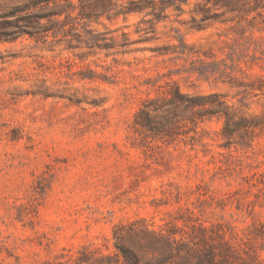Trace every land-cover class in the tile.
Returning a JSON list of instances; mask_svg holds the SVG:
<instances>
[{
    "label": "rangeland",
    "instance_id": "1",
    "mask_svg": "<svg viewBox=\"0 0 264 264\" xmlns=\"http://www.w3.org/2000/svg\"><path fill=\"white\" fill-rule=\"evenodd\" d=\"M32 1L0 0V264H124L117 240L168 264L152 243L192 237L264 264V0L211 5L203 29L204 0H83L102 14L42 39ZM175 82L260 125L224 136Z\"/></svg>",
    "mask_w": 264,
    "mask_h": 264
},
{
    "label": "trees",
    "instance_id": "2",
    "mask_svg": "<svg viewBox=\"0 0 264 264\" xmlns=\"http://www.w3.org/2000/svg\"><path fill=\"white\" fill-rule=\"evenodd\" d=\"M183 1V0H181ZM167 0H162V5L158 9L163 12L164 9L175 2H170ZM176 7L182 11L181 4H175ZM213 6H225L230 9H235L239 7L240 10L249 11L246 8L247 2H244L241 6H237L236 0H204L201 9L203 11V17L198 20L193 18L194 26L198 29H203L205 21L214 18L217 14L212 13ZM81 7L78 15L81 18H91L93 16L99 17L102 12L98 6H94L90 10H86L83 4V0H80V5H77L74 0H33L31 3L27 4L26 9H31L32 7L37 8L36 11H31L27 14L26 25L24 32L29 33L31 36L37 39H42L47 36L50 30H55L57 28L58 19L57 17L63 13L67 17H73V12ZM154 7L155 4H154ZM135 8L129 7L126 12L132 11ZM111 10V6H104V12ZM44 20H47L44 22ZM5 35H9L5 34ZM227 42V41H225ZM257 83L248 84L252 89H260L264 91L263 79H258ZM172 99L174 102H183L187 104V108L191 109L196 106H206L205 112L210 116L219 115L224 118L223 134L224 136L231 137L235 133L239 132L241 129L257 127L260 122L255 121V117H248L246 115H237V112L232 109V106L227 104V102L222 98L220 93H211L202 96H189L181 92L179 85L175 82L172 90ZM141 112H145V120L142 124L151 128V117L148 114V110L143 109ZM147 112V113H146ZM264 123V122H263ZM264 125V124H263ZM204 229V228H202ZM161 238H163L161 236ZM162 239H157L152 243L153 247L160 251V259L165 263L180 264L179 259L182 260V264H234L235 260L239 258V255L235 253L230 245L224 241H220L219 244L209 243L206 238H202L200 241H195L192 237L190 241L178 240L176 238L166 239L164 241L163 247L159 248V243ZM151 245V246H152ZM116 246L119 250L118 257H123L124 264H152L151 259L147 256V253H139L131 246L126 245L122 240H117ZM200 246V247H199ZM201 246H203L201 248ZM143 249V248H142ZM168 258V259H166ZM258 264H262L258 261Z\"/></svg>",
    "mask_w": 264,
    "mask_h": 264
}]
</instances>
